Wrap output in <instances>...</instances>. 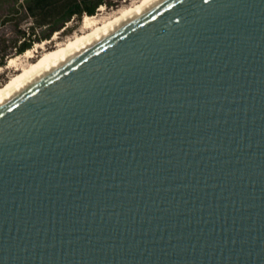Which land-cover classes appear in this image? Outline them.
I'll return each instance as SVG.
<instances>
[{"label":"water","instance_id":"1","mask_svg":"<svg viewBox=\"0 0 264 264\" xmlns=\"http://www.w3.org/2000/svg\"><path fill=\"white\" fill-rule=\"evenodd\" d=\"M0 264H264V0H162L0 104Z\"/></svg>","mask_w":264,"mask_h":264},{"label":"rangeland","instance_id":"2","mask_svg":"<svg viewBox=\"0 0 264 264\" xmlns=\"http://www.w3.org/2000/svg\"><path fill=\"white\" fill-rule=\"evenodd\" d=\"M107 1L108 3H104L96 9V15L100 17L109 16L123 8L129 9L132 5L143 0ZM25 6L26 0H0V60L6 62L4 65L0 66V89L7 87L13 81L20 78L23 75V71L19 69L22 68V62L24 65L28 63L26 60L27 58L23 57L22 60H20L21 63L19 62L20 66H12L9 64V59L11 57L23 55L27 51L26 49L24 52H17L16 45L26 39V42H32L29 48L34 49L37 48L39 43L44 44L48 41L45 48H37L38 51L35 52V57L29 60L33 65H38L45 60L46 53L55 54L61 51V48L64 46H59V44L66 42L81 29L82 20L86 15L83 14L82 17L73 18L68 21L65 26L55 31L49 38H44V34L48 32L47 26H36ZM101 7L103 8L102 10H100ZM32 28H34L35 35L32 33ZM83 34L84 32H80L77 35L81 37ZM56 35L58 38H54Z\"/></svg>","mask_w":264,"mask_h":264},{"label":"bare ground","instance_id":"3","mask_svg":"<svg viewBox=\"0 0 264 264\" xmlns=\"http://www.w3.org/2000/svg\"><path fill=\"white\" fill-rule=\"evenodd\" d=\"M160 1L162 0H143L132 5V7L129 9L123 8L117 11L115 14L109 16L100 17L96 14H86L84 19L82 20L81 29H79L78 32L66 42L59 44V46H64L63 48H61V51L55 54L46 53L44 58L45 60H43V62L38 65H33L29 60L32 57H35V52L38 51L37 48H45L48 41L44 44L39 43L37 48L27 49L26 53L23 55L11 57L9 59V64L12 66H20L19 62L23 57L27 58L26 60L28 61V63L24 65L22 62V68L19 69L23 71V75L20 78L13 81L7 87L0 89V104L17 94L19 91L23 90L30 84L39 80L55 68L59 67L60 65L71 59L73 56L77 55L79 52L101 40L112 31L116 30L136 16L150 9ZM102 9L103 8L101 7L100 10ZM80 32H84V34L81 37H78L77 34H79ZM54 38H58V36L56 35Z\"/></svg>","mask_w":264,"mask_h":264},{"label":"trees","instance_id":"4","mask_svg":"<svg viewBox=\"0 0 264 264\" xmlns=\"http://www.w3.org/2000/svg\"><path fill=\"white\" fill-rule=\"evenodd\" d=\"M107 0H26V10L32 17L36 26H47L48 32L44 38H49L55 31L75 17H82L83 14L93 15L96 9ZM32 33L35 35L34 28ZM25 34V33H24ZM31 34V33H30ZM32 42L22 40L16 45V51L21 53L31 47ZM6 62L0 60V66Z\"/></svg>","mask_w":264,"mask_h":264}]
</instances>
